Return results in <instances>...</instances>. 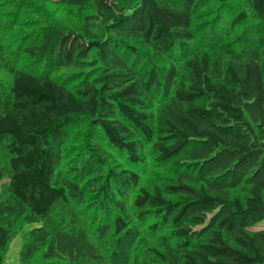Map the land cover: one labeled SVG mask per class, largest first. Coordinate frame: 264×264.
<instances>
[{"label": "trees", "instance_id": "obj_1", "mask_svg": "<svg viewBox=\"0 0 264 264\" xmlns=\"http://www.w3.org/2000/svg\"><path fill=\"white\" fill-rule=\"evenodd\" d=\"M181 1L139 0L108 16L94 40L50 25L23 39L14 60L0 40V182L41 223L27 233L23 261L44 248L39 264H105L77 219L61 215L84 201L88 161L69 180L58 173L70 131L84 121L129 164L110 167L91 193L99 209H116V234L132 235V207L155 220L148 229L158 244L147 252L157 264H264V0L233 15L226 32L252 27L214 58L193 45L197 0ZM95 2L101 10L112 0ZM88 68L79 78L61 73ZM148 149L176 169L153 191L138 170ZM9 199L0 202V264L16 237Z\"/></svg>", "mask_w": 264, "mask_h": 264}, {"label": "rangeland", "instance_id": "obj_2", "mask_svg": "<svg viewBox=\"0 0 264 264\" xmlns=\"http://www.w3.org/2000/svg\"><path fill=\"white\" fill-rule=\"evenodd\" d=\"M96 0H0V40L4 45V52L9 58L16 56L17 46L23 39L54 25L66 32L77 34L85 40L100 38L106 33L105 20L111 14L129 11L139 0H112L101 10ZM168 4H182L181 0H163ZM246 0H197L191 6L193 26L198 34L193 45L199 51H207L214 58L224 55L227 50L234 49L241 38L249 33L251 21L242 23L235 29L225 31L233 15L246 10ZM227 30V29H226ZM220 41V43L218 42ZM91 53L89 60H93ZM91 68L75 70L62 69V74H74L83 77ZM93 71V70H92ZM2 82L5 76L0 74ZM87 122H80L73 127L64 147L63 160L58 173L60 178L69 180L71 170L80 167L88 161L82 170L84 186V201L72 200L67 209L61 211L67 220L73 216L78 225L86 231L89 240L97 247L105 264H157L147 250L157 248L158 236L148 228L155 220L149 218L143 222L136 216V210H130V228L132 235L116 234L113 220L117 214L113 206L107 204L104 210L96 207L95 198L91 196L97 186L105 183L110 167L122 165L128 168L121 155L106 142L90 136ZM91 150L98 153L105 161L102 165L94 157ZM140 186L153 191L161 183L176 179V169L172 163L160 164L155 161V154L148 149L145 165L139 167ZM9 180L0 182V202L10 198ZM233 196H243L238 190ZM9 199V200H10ZM17 209L16 237L9 245L3 256V264H39L43 261L44 248H41L28 262L22 260V250L26 244L27 233L35 227L41 226L31 217L30 211L11 199ZM92 206V208H90ZM60 211V210H58ZM60 214H53L52 221L59 223ZM104 229L101 233L100 229Z\"/></svg>", "mask_w": 264, "mask_h": 264}]
</instances>
